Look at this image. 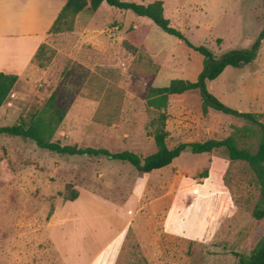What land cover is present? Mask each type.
<instances>
[{
  "label": "rangeland",
  "instance_id": "obj_1",
  "mask_svg": "<svg viewBox=\"0 0 264 264\" xmlns=\"http://www.w3.org/2000/svg\"><path fill=\"white\" fill-rule=\"evenodd\" d=\"M124 1H162L171 27L217 58L249 51L259 41L254 64L226 68L207 89L238 112L264 113V0ZM34 30L33 38L42 39L45 30ZM47 45L48 56L55 52L51 63L44 69L34 63L36 73L1 108L0 127L31 122L57 90L67 114L52 141L64 146L154 154L148 125L157 114L147 106L148 89L174 79L195 83L204 68V57L183 41L107 4L80 14L73 32L49 35ZM18 49L0 46V65L22 61L24 51H12ZM165 112L169 148L226 139L236 128L246 134L250 126L205 112L199 91L171 98ZM239 142L254 153L259 135ZM71 190L78 191L77 201H66ZM259 197L256 176L224 150L184 153L171 166L144 174L108 157H65L25 138L0 136V264H64L65 257L89 253L96 264H144L142 257L146 264H238L234 253L253 249L264 235L252 217ZM131 199L136 228L100 247L101 204L116 220ZM88 206L93 209L86 218L80 211Z\"/></svg>",
  "mask_w": 264,
  "mask_h": 264
},
{
  "label": "trees",
  "instance_id": "obj_2",
  "mask_svg": "<svg viewBox=\"0 0 264 264\" xmlns=\"http://www.w3.org/2000/svg\"><path fill=\"white\" fill-rule=\"evenodd\" d=\"M121 11L132 12L139 17L147 18L161 28L164 32L183 41L189 48L200 53L204 57V68L197 82H189L182 79L172 80L165 87H150L147 93V106L157 116L150 122L148 128L151 130L157 151L146 157H142L131 151L110 152L103 148H80L78 146L61 145L60 142H53L52 139L66 118L67 111L60 105L58 91L55 90L49 96L45 108L31 122L21 120L12 126L0 127V136L21 137L33 141L40 149L65 157H108L111 160L127 163L140 173H151L167 168L173 164L184 153L193 155L210 154L224 150L231 162L244 163L256 176L260 186V197L252 211L255 224H261L264 230V114L241 113L231 109L207 89V82L217 80L226 68L239 69L250 66L257 60V48L259 41L254 44L251 50H236L228 52L217 58L215 54L204 46H193L185 36L178 30L171 27L170 21L165 17L164 3L155 1L144 5L124 0H67L49 30V35L70 33L74 31L76 18L86 12H96L103 5ZM264 38V30L260 38ZM50 49L47 43L42 44L34 57L33 63L40 69L46 68L52 61L55 52L48 56ZM19 78L16 75L0 73V110L7 102L14 90ZM199 91L204 101V111L210 108L218 113L233 116L246 121L250 126L245 129L244 134L241 128L235 129V134L226 139H208L204 142L181 143L174 148H169L167 140L169 133L166 129L168 115L165 110L173 97L182 96L188 92ZM259 135V142L256 151L253 153L249 147H240V139ZM71 188L67 186L68 189ZM66 201L73 202L79 198L76 190H71ZM260 226L258 232L260 231ZM264 234V233H263ZM238 264H264V235L253 249H244L243 252L234 253ZM146 264V259L141 258Z\"/></svg>",
  "mask_w": 264,
  "mask_h": 264
},
{
  "label": "crops",
  "instance_id": "obj_3",
  "mask_svg": "<svg viewBox=\"0 0 264 264\" xmlns=\"http://www.w3.org/2000/svg\"><path fill=\"white\" fill-rule=\"evenodd\" d=\"M66 2L67 0H0V46H21L24 51L22 61H9L5 65H0V73L18 76L19 80L15 88L25 78L36 73L33 69L35 66L33 63L34 57L39 47L47 43L49 30ZM28 22H31V26H27ZM38 25L45 30L44 34H42V39L33 38L38 35V32L34 30L37 29ZM12 51L15 54L17 52L23 53L21 49ZM197 193L198 191L193 194ZM132 203L135 204L133 199L125 207L119 209L121 213L120 215H116V220L111 216L107 205L101 204L98 211L100 215V231L98 241H96L100 243V247H107L130 226L136 228L135 215L129 212L135 208L132 206ZM91 209L93 208L88 206L80 212L88 218L92 212ZM113 229H115L113 235L106 241H103L102 239L107 238V232ZM91 255L92 253L88 255L82 254L81 256H74V258L73 256L70 258L68 255V258L65 257L64 264H96L98 258Z\"/></svg>",
  "mask_w": 264,
  "mask_h": 264
}]
</instances>
